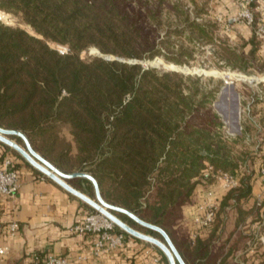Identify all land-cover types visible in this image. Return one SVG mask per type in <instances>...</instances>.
<instances>
[{"label": "trees", "instance_id": "trees-1", "mask_svg": "<svg viewBox=\"0 0 264 264\" xmlns=\"http://www.w3.org/2000/svg\"><path fill=\"white\" fill-rule=\"evenodd\" d=\"M0 10L33 31L0 23V127L25 134L32 149L61 172L89 173L106 203L163 229L185 264H252L246 254L253 235L237 231L252 213L243 205L255 173L253 157L248 160L242 150L249 135L224 138L223 123L211 107L219 88L210 89L201 76L128 61L161 57L186 64L192 52L176 45L174 36L217 44L224 67L244 71L260 42L251 34L245 54L227 39L217 41L216 26L191 19L179 1L0 0ZM49 43L70 51L59 55ZM90 48L117 59L83 56ZM207 165L238 172L239 186L222 197L204 237L178 239L183 206L202 181H211L204 173ZM68 183L94 198L87 180ZM263 207H256L261 223ZM231 213L235 230L227 239L234 242L219 245ZM241 241L242 254L235 252ZM258 258L257 264H264V256Z\"/></svg>", "mask_w": 264, "mask_h": 264}, {"label": "crops", "instance_id": "crops-1", "mask_svg": "<svg viewBox=\"0 0 264 264\" xmlns=\"http://www.w3.org/2000/svg\"><path fill=\"white\" fill-rule=\"evenodd\" d=\"M239 1L222 0L216 12L224 17H230L237 11ZM232 29L235 30L232 32L233 38L239 37L248 41L251 37L248 29L242 25H232ZM238 93L239 97H249L251 90L241 89ZM254 100L251 102L246 121L251 124L258 123L261 119L264 124V100L260 98ZM247 141L252 142L249 136ZM262 141L260 153L264 152V139ZM7 148L9 147L0 143V168L3 167L5 159H10L14 170L18 172L20 188L13 196L1 199L0 219L3 225L16 222L18 230L12 235L6 232L0 233V264H33L35 256L61 257L69 262H75L79 256L86 257L85 262L76 264H153L152 256L161 254L156 247L126 235L123 249L93 257L92 238L74 234L71 229L75 224L82 223L85 216L94 210L32 168L18 154L15 155L12 149L11 151ZM259 164L258 161L254 162L252 193L243 202L244 208L252 211H256L258 199L264 204V190L257 176ZM202 189L204 188L201 185L197 187L190 203L196 199ZM190 203L182 208L183 220L188 218ZM263 211L264 207L259 212L261 218H264ZM233 215L235 214H230V219ZM257 217L255 213L249 221L254 222V225L264 226V221L259 222Z\"/></svg>", "mask_w": 264, "mask_h": 264}, {"label": "built area", "instance_id": "built-area-1", "mask_svg": "<svg viewBox=\"0 0 264 264\" xmlns=\"http://www.w3.org/2000/svg\"><path fill=\"white\" fill-rule=\"evenodd\" d=\"M9 17V22L3 21L0 18V23L6 26H11L12 18L9 13L0 10ZM216 22L221 28L228 32L232 25H242L260 42L261 53L264 56V0H240L237 3V11L228 18L222 15L215 16ZM197 22L201 19H196ZM59 55H66L69 53L67 45L49 44ZM85 53V52H83ZM230 69V68H229ZM223 77L216 74H210L220 77L225 86L233 85L234 82H248V87L251 90L250 97H240L244 102L239 112L238 118L244 122L250 112L251 100L253 97L264 100V88L258 86L264 84V75L255 76L253 81H244L239 79L237 75H244L241 72L231 71L222 72ZM230 73H235V76H230ZM198 74V73H197ZM199 75V74H198ZM247 76V75H245ZM254 76V75H251ZM263 87V86H262ZM264 156V155H263ZM206 176L211 177V183L205 189H202L196 196V199L189 204L188 217L190 218L189 227L187 228V236L191 241L205 236L207 229L213 223L215 216L219 210V205L222 197L231 189L239 186L240 175L238 172L214 170L213 167L207 165L204 171ZM257 176L260 185L264 190V157L262 162L258 165ZM20 188L19 175L12 166L10 159H5L3 167L0 168V201L3 197L13 196ZM261 200L258 199L256 207H260ZM249 233L253 235V243L249 244L246 256L249 257L252 264L259 262V256H264V231L259 229L262 224L256 225ZM257 229V230H255ZM18 230V224L11 222L3 225L0 219V233L14 234ZM238 231L242 232L244 228L239 227ZM71 231L77 235L89 236L92 238V252L93 257H100L113 251L121 250L124 247L126 234L121 231L116 225L104 215L98 212H91L85 216L82 223L75 224ZM149 254V251L147 252ZM153 264H167L161 256L157 254L152 256ZM87 259L85 256H79L75 262H69L65 258L47 256H35L33 264H76L83 263ZM220 264V261L217 262Z\"/></svg>", "mask_w": 264, "mask_h": 264}, {"label": "rangeland", "instance_id": "rangeland-1", "mask_svg": "<svg viewBox=\"0 0 264 264\" xmlns=\"http://www.w3.org/2000/svg\"><path fill=\"white\" fill-rule=\"evenodd\" d=\"M170 1L171 2L179 1L184 6V8L188 10L191 19L194 20L201 19V21H199L198 23H203V24L211 23L215 25L217 28L215 38L217 41L227 39L228 45H230L232 48L239 49L243 51L245 54H247L250 51V46L243 45L244 42H246L243 38L239 39V37L238 38L232 37L233 35L232 32L233 31L235 32V30H233L232 27L230 28V31L226 32L216 22L215 16L221 15L216 12V8L221 4L222 0H170ZM197 11L200 14L195 15V12ZM9 15L12 18V23L10 24L11 26H18L21 29L26 30L30 34H33V31L29 27H27V25L21 23L18 20V18H16L13 14L9 13ZM0 18L3 21H6L3 19L1 15ZM224 18L226 19L228 17L226 16ZM161 35L163 34L161 33ZM171 40L174 41L176 45L183 44L184 47L190 50L192 52L191 60H189L186 64L179 66L172 63H167L161 57H155L151 61L148 60L141 61L142 64L146 66V63L149 62L147 66L151 67L153 62L155 61V64L153 66L154 68L176 71L183 73L185 75H198L197 74L198 70H202L203 74L198 75L202 77V81L205 84H207V86L210 89L219 88L218 93L216 94V99L211 103V107L219 115L223 123L220 131L224 135V138L234 139L237 136L239 137L241 133L244 134L247 133L251 138L252 142H248V144H245L247 147L246 149L242 148V150L246 152L245 155L247 156L248 160H250L249 158L253 157L251 159L253 162H257V161L259 163L262 162V159L264 157L263 156L264 152L260 153L261 151L260 143H263L262 140L264 139V124H262L261 119H259L258 123L250 124L246 120L242 122V120L240 121L238 118V112L240 108L243 105H245L241 103L242 101L240 100L238 92L241 89L247 90L249 88L248 82H234L233 85L225 86L223 80L220 77H218V76L223 77L224 74L222 72H228L229 70L241 72L244 74V76L247 75L246 77L252 79L257 78L255 76L264 75V56L261 53L260 47L254 52L253 59L251 60L249 66L244 71H240L238 69H229L227 67H224L225 62L219 58L218 55L219 49L216 48L215 46L217 44H211L204 40L203 42H198L197 40H195L189 43L185 37L177 38L174 36L171 38ZM94 49L90 48L87 52L82 53V55L85 57L99 56L97 49H95L96 51ZM215 52H217L218 54H215ZM210 74H216L218 76H214ZM262 79H264V77H262ZM263 85L264 84H260L258 87L263 89L262 87ZM251 101L253 102L255 101L254 97ZM243 130L245 131L243 132ZM234 149L236 150L237 148ZM253 165L251 164L252 168ZM210 183L211 181L209 183L202 181L200 185L205 189L207 188L206 186H208ZM254 211L255 210L252 211L248 220L245 222V224H243L242 228H244V230L242 231V233H247V231L248 233H250L252 231L251 229L257 227L256 225H254V222L249 221L250 217L256 213V211L255 212ZM189 223H190L189 217L186 218L185 220H183L182 218L178 220L176 224V230L178 231V236H177L178 239L187 236V228L189 227ZM234 224H235V215H233L232 219L227 221L224 234L221 239L222 241L220 240L219 245L220 243L222 244L223 241H226L228 235L233 233V231L235 230ZM260 229H259L260 231H263L264 226H262ZM233 242L234 241L232 239L230 241H228L227 239L226 244L231 245ZM243 246H244V241L239 242L237 247H235V252L240 251L241 253ZM227 249L228 248L225 247L224 251H227Z\"/></svg>", "mask_w": 264, "mask_h": 264}, {"label": "water", "instance_id": "water-1", "mask_svg": "<svg viewBox=\"0 0 264 264\" xmlns=\"http://www.w3.org/2000/svg\"><path fill=\"white\" fill-rule=\"evenodd\" d=\"M98 53L100 57H103L107 60L117 59L112 56H103L100 52ZM128 63H132V64L139 63L143 65L142 62H138L136 60L128 61ZM148 64L149 62L146 63V66L144 65L143 66L148 67L147 66ZM154 64L155 61L153 62L151 67H153ZM197 73L200 75L203 74V71L198 70ZM12 136L21 139L22 145L18 144L15 140L11 139ZM0 143L12 149L22 159H24L28 163V165H30L32 168L40 172L42 175H44L45 177L56 183L67 193L81 200L83 203L88 205L95 212H98L104 215L105 217H107L121 231H123L124 233H126L131 237H134L138 240H141L156 247L164 256L167 264H185L181 256L179 255L178 251L176 250L175 246L173 245L172 241L170 240L169 236L166 234V232L163 229L155 225L149 224L147 222H144L143 220L139 219L137 216H135L133 213H131L126 209L106 203L100 195L97 181L89 173L74 172L67 174L61 172L59 169H57L55 166H53L50 162H48L46 159H44L41 155H39L37 152H35L32 149L28 138L22 132L15 130H8L0 127ZM72 179L87 180L93 187L94 198L89 197L88 195L82 193L81 191L71 186L68 183V181ZM115 213L123 214L132 221H134L139 226L148 229L150 231L156 232L157 234L160 235L161 239L130 227L126 222L122 221Z\"/></svg>", "mask_w": 264, "mask_h": 264}, {"label": "bare ground", "instance_id": "bare-ground-1", "mask_svg": "<svg viewBox=\"0 0 264 264\" xmlns=\"http://www.w3.org/2000/svg\"><path fill=\"white\" fill-rule=\"evenodd\" d=\"M4 14V13H3ZM2 16V15H1ZM7 16V15H6ZM3 17V16H2ZM4 19V18H3ZM4 20H6V21H9V17L7 16V18L6 19H4ZM235 73H231L230 74V76L232 77V76H235L234 75ZM237 77H239V79H241V80H245V81H253L254 79H252V78H248V77H246V76H244V75H237Z\"/></svg>", "mask_w": 264, "mask_h": 264}]
</instances>
